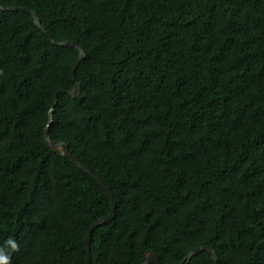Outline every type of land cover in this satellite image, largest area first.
<instances>
[{
	"label": "trees",
	"instance_id": "1",
	"mask_svg": "<svg viewBox=\"0 0 264 264\" xmlns=\"http://www.w3.org/2000/svg\"><path fill=\"white\" fill-rule=\"evenodd\" d=\"M0 250L85 264H264V0H0ZM9 240L17 248L12 250ZM210 247L186 263L197 247Z\"/></svg>",
	"mask_w": 264,
	"mask_h": 264
},
{
	"label": "water",
	"instance_id": "2",
	"mask_svg": "<svg viewBox=\"0 0 264 264\" xmlns=\"http://www.w3.org/2000/svg\"><path fill=\"white\" fill-rule=\"evenodd\" d=\"M8 10H12V11L22 10V11L28 12L32 16L34 24L36 26H38L47 35V32L41 26L37 15L35 13H33L32 11H29L25 8H17V7H0V11H8ZM59 45L60 46L73 47V48L77 49L79 52L77 58L74 60L73 67H72V70L70 72V80L75 86L71 91L58 90L55 92L54 99H53V106L49 111L48 123H47V125L43 131L44 143L50 149H52L54 151H59L68 161H70L78 169L85 172L104 191V193L107 195V197L109 198V200L111 202V208H110L109 215L106 217L100 218L99 220L94 222L92 225H90V227L88 228V232H87L86 238L84 240V246H85V250H86L85 264H90V261H91V258H90V236L96 228H98L99 226L104 225V224H106L112 220V218L114 216V211H115V202H114V198H113L112 193L110 192L109 188L105 185V183L100 178H98L96 175L91 173L88 168H86L84 165H82L81 163L76 161L71 156L66 143L61 142V141L54 142L49 137L48 130H49V126L52 123L51 115L53 113L55 105L57 104L58 95L65 93V94L69 95L70 97H72L73 99H81L82 98V96H81V84L76 80L75 76H76L77 67L79 66L80 62L85 57L84 51L81 49V47L77 43H75L73 41L61 42V43H59ZM202 251L209 252L212 255L214 262L215 263L217 262V256H216L214 250H212L210 247H206V246L205 247H197V248L193 249L191 252H189V254L186 256V258L184 260L186 261V263H188L192 257L196 256L198 253H200ZM142 264H160V263H159V260H158V257L156 256V254H154L151 251H146L143 255V263Z\"/></svg>",
	"mask_w": 264,
	"mask_h": 264
},
{
	"label": "clouds",
	"instance_id": "3",
	"mask_svg": "<svg viewBox=\"0 0 264 264\" xmlns=\"http://www.w3.org/2000/svg\"><path fill=\"white\" fill-rule=\"evenodd\" d=\"M8 243L12 250L17 248V245L13 241L9 240ZM9 259L10 257L8 251L0 250V264H9Z\"/></svg>",
	"mask_w": 264,
	"mask_h": 264
}]
</instances>
